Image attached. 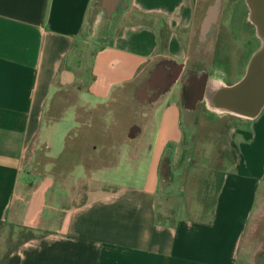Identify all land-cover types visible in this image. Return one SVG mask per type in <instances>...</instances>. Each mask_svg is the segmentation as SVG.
<instances>
[{"label": "crops", "instance_id": "0c3cea01", "mask_svg": "<svg viewBox=\"0 0 264 264\" xmlns=\"http://www.w3.org/2000/svg\"><path fill=\"white\" fill-rule=\"evenodd\" d=\"M195 6L194 0H0V226L30 232L0 264H239L264 178V106L249 128L231 133L233 165L221 175L210 212L181 207L169 219L159 211L161 162L183 138L187 109L171 89L150 96L154 84L166 88L171 81L160 68L153 71L170 63L179 79ZM141 78L144 85L153 80L136 89L145 120H95L96 110ZM49 112L53 118L45 122ZM60 120L64 146L52 156L44 134ZM81 133L87 140L81 148L95 151L99 164L75 162L57 178L53 163ZM38 145L46 147L44 167L33 164ZM74 167L87 183H71Z\"/></svg>", "mask_w": 264, "mask_h": 264}, {"label": "rangeland", "instance_id": "374dc122", "mask_svg": "<svg viewBox=\"0 0 264 264\" xmlns=\"http://www.w3.org/2000/svg\"><path fill=\"white\" fill-rule=\"evenodd\" d=\"M215 1L194 0L196 4L194 25L184 36L187 52L186 67L179 79L164 89V91L173 90L187 110H184L186 113L184 112L182 116L183 138L166 152L160 166L159 211L163 218L173 219L181 207L189 211L195 210V215L199 216H205L210 212L221 175L231 170L233 165V156L229 146L231 133L240 127L249 128L253 119L221 109H212L208 106L204 95L199 97L200 91L197 92L201 90V87L205 92L211 77L226 86L238 82L243 77L252 54L261 45L254 24L245 19L243 0H219L221 7L217 22L212 24L205 34L202 33V23L207 17L206 12ZM192 75L204 77V83L202 84L201 81L199 87L195 81L188 83L187 80ZM144 84L145 80L141 78L138 86L125 87L115 101L95 111L93 116H100L95 120H102L106 125L113 119H119L123 125L141 120L145 114H141L143 108H140V104L136 101V89L138 88L137 92L141 91ZM68 93L72 94L73 91H68ZM151 94L152 92L150 96ZM195 95L198 96V100L191 105ZM54 110L52 114L55 113ZM84 115L83 113L82 117ZM52 118L53 115L49 112L45 122ZM142 120L145 119L142 118ZM59 123L60 125L52 127L50 132L44 134V136H51L49 155L52 156L60 153L64 146V133L60 132L61 120ZM82 141H87L83 139V133L78 138L74 137L69 141V148L65 151L63 160L53 163L52 170L57 178L67 176L75 162L83 160L88 166L94 167L99 164V158L94 156L95 151L81 148L83 147ZM45 150L44 145L36 146L34 165L44 167L48 160L44 156ZM74 168L76 170H73L74 178L71 179V183L75 186L87 183L85 180L87 177L82 168ZM58 185L57 180L56 186ZM258 190L255 207L240 241L239 264H264V178ZM29 234V231L1 225L0 262L4 255L21 242L17 240ZM6 237L11 240L1 241Z\"/></svg>", "mask_w": 264, "mask_h": 264}, {"label": "water", "instance_id": "95a60500", "mask_svg": "<svg viewBox=\"0 0 264 264\" xmlns=\"http://www.w3.org/2000/svg\"><path fill=\"white\" fill-rule=\"evenodd\" d=\"M251 10H256V18L252 17L256 33L260 37L261 45L258 50L252 54L243 77L233 85L223 87L213 95L212 101L216 105L226 106L233 109L238 114H246L255 117L264 106V3L257 2L256 5L250 4ZM210 25V24H209ZM209 25H203L202 33L207 32ZM207 26V27H206ZM178 75L174 76L170 84H173ZM205 78H202V84ZM204 94L201 87L199 97ZM233 111V112H235ZM236 112V113H237ZM244 116V115H243Z\"/></svg>", "mask_w": 264, "mask_h": 264}, {"label": "flooded vegetation", "instance_id": "af4514ba", "mask_svg": "<svg viewBox=\"0 0 264 264\" xmlns=\"http://www.w3.org/2000/svg\"><path fill=\"white\" fill-rule=\"evenodd\" d=\"M260 1L264 3V0H243L242 4L245 5V19H247V20L250 21V16L253 13L252 10H251L250 4L256 5V3L257 2H260ZM220 7H221L220 1L219 0H216L211 7L209 6V9H208L209 12L208 11L206 12V16H207L206 18L207 19L210 18L211 12H213V10L216 8L217 9V15H216V18H215V22H217L218 15L220 13ZM205 24H206V21L203 23L204 27H205ZM209 28H207V31H208ZM167 64L169 65V67L167 66ZM159 68H160V70H162V72L163 71L165 72V74H166V82H168L170 79L173 78V76L175 74V69H177L175 67H172L170 65V63H166V62L165 63H158L157 67H155V69L153 71V74L156 73V72H158ZM157 79L156 80L154 79V81L156 82ZM200 79H201V76L200 75H192V77L189 78L187 81H188V83L191 82V81H195V83H197V85L199 87ZM149 80L146 82L147 83L146 85H148L149 82H153V80H151V79H149ZM146 85H144V87ZM155 86H156V84H154V86L152 87L153 89H151V92H152V95L151 96H156V95L159 94V92L161 90H164L165 89V86H162V87H155ZM197 92H199V90ZM197 97L198 96L195 95L192 100H195Z\"/></svg>", "mask_w": 264, "mask_h": 264}, {"label": "bare ground", "instance_id": "6f19581e", "mask_svg": "<svg viewBox=\"0 0 264 264\" xmlns=\"http://www.w3.org/2000/svg\"><path fill=\"white\" fill-rule=\"evenodd\" d=\"M209 12V11H208ZM209 14V13H208ZM216 15H217V9L215 8L213 10V12H211V15H210V18H206L203 20V23L206 21V24L205 25H209V27L215 22V18H216ZM209 16V15H208ZM252 17H254V19L256 18V10L253 9V13L251 14ZM250 16V21L253 22V18ZM206 26V27H207ZM208 27V28H209ZM258 36V35H257ZM260 38V37H259ZM263 39V42H264V37L262 38ZM202 81V76H201V79H200V82ZM223 87H228L222 83H220V81H218L217 79L215 78H210L209 79V82H208V85H207V89L205 90L204 92V97H205V100L208 104V106L212 109H218V110H224V111H228V112H232V113H236L237 111L233 110V109H230L229 107H226V106H221V105H216L213 103L212 101V97L214 94H216L218 91H220V89H222ZM200 91V90H199ZM197 100H198V97H197ZM235 111V112H233ZM239 112H237L236 114H238ZM238 115H241V116H246V117H250V118H253L251 115H246V114H238Z\"/></svg>", "mask_w": 264, "mask_h": 264}]
</instances>
